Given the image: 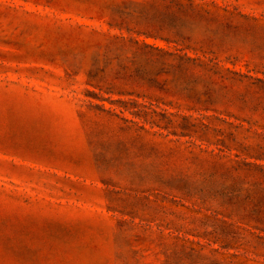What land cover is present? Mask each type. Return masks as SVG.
Segmentation results:
<instances>
[{"label": "rangeland", "instance_id": "rangeland-1", "mask_svg": "<svg viewBox=\"0 0 264 264\" xmlns=\"http://www.w3.org/2000/svg\"><path fill=\"white\" fill-rule=\"evenodd\" d=\"M0 264H264V0H0Z\"/></svg>", "mask_w": 264, "mask_h": 264}]
</instances>
